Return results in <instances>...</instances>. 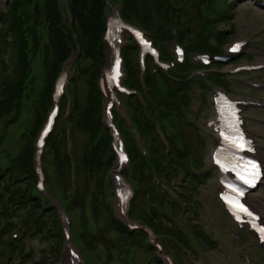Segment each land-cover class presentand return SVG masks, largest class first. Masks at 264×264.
I'll use <instances>...</instances> for the list:
<instances>
[{
    "label": "trees",
    "instance_id": "trees-1",
    "mask_svg": "<svg viewBox=\"0 0 264 264\" xmlns=\"http://www.w3.org/2000/svg\"><path fill=\"white\" fill-rule=\"evenodd\" d=\"M112 1L71 0L74 16V24L71 25L64 22L67 13L59 0H7L6 9L1 8L4 0H0V147L5 143L11 147L9 165L0 169V217L8 219L11 214L31 208L32 215L27 225L35 231V237L41 238L43 262L59 257L63 235L56 209L42 207L40 199L30 196V188L35 182L33 145L52 106L54 82L79 45L82 54L78 63L79 79L74 84L73 114L78 161L77 192L74 197L69 195L71 162L65 134L60 129L52 136L46 157L49 185L52 186V178L57 182L69 209L78 218L82 239L91 250L102 248L103 259L126 261L127 257L143 255L153 256L154 264H162L149 246L146 235H130L114 220L108 204L105 176L114 165V155L110 149L108 129L101 123L99 82L108 62L103 37L104 12L110 9ZM124 1L123 11L129 21L142 25L160 41L176 35L191 49H210L203 36L204 31L223 35L205 17V13L218 14L225 22L230 20L228 9L231 6H226V0ZM173 31L176 33L172 34ZM74 34L78 35V43ZM128 57L131 84L140 87L131 50ZM38 70L41 71L39 79L35 76ZM83 81L86 91L82 94L80 88ZM152 86L156 91L153 94L158 105L156 113L161 115L157 117L154 113V121L163 124L167 117L174 116L175 128L174 135L168 139L171 149L166 153L164 144L156 135L155 122L144 112H138L136 118L141 131L151 140L152 159L143 160L134 148L130 178L139 190L134 217L144 218L160 233L192 242L176 228L171 217L185 214L200 247L206 251L215 249L218 247L215 232L203 220L199 203L195 201L197 180L185 188L183 201L173 204L171 215L166 213L168 194L155 181L152 170L165 173L170 178L175 175L176 166L188 171L192 157L202 164L203 155L199 154V150L203 154L205 151L201 134L187 125L180 112L188 96L186 85L166 81V89L162 93L152 78ZM134 109L137 113L138 109ZM32 234L30 230L29 235ZM25 243L23 237L14 245V256L20 258ZM0 245V264H6L5 246L11 245L8 234H0ZM31 255L25 256L24 261L39 264ZM15 262L12 260L10 264Z\"/></svg>",
    "mask_w": 264,
    "mask_h": 264
},
{
    "label": "rangeland",
    "instance_id": "rangeland-1",
    "mask_svg": "<svg viewBox=\"0 0 264 264\" xmlns=\"http://www.w3.org/2000/svg\"><path fill=\"white\" fill-rule=\"evenodd\" d=\"M226 6L229 7L228 12L232 15L230 18V23L232 24L234 34L230 35V39H244L250 38L251 44L247 49L248 54L245 57L246 61H257L263 62L264 61V35H258L256 33L257 29L264 23V12L258 10L249 0H226ZM224 2V3H225ZM232 3V5H231ZM8 4L6 2H2L1 8H7ZM226 11V10H225ZM226 25H219V28L223 30ZM176 33L173 31L172 34ZM253 61V62H254ZM38 78V73H36ZM243 77H250L254 78L253 76H242L235 77V81L230 84L229 88L231 94L233 96H245L247 94V89L242 86ZM85 81L81 83L80 91L81 93H85L86 86L84 84ZM240 84V85H239ZM202 128V127H201ZM260 132L264 133V127H259ZM202 138V137H201ZM203 139V138H202ZM204 144L210 149L211 142L209 139L204 138ZM202 153V151H200ZM217 188L215 178L213 176L207 180V182L203 186H199L197 189L198 195L202 198L204 205L201 208L202 218L207 223V225H212L215 227V232L221 233L222 235L225 234V230L227 232L226 236H222L223 240H220L219 249L211 251L208 253L209 255V263L210 264H240V262L235 258V253L232 248H230L228 242L230 243V237L232 235V229L227 224L222 225L220 222L219 213L215 206L214 201V192ZM196 192V193H197ZM264 197V196H263ZM254 201L257 206H259L264 211V200L262 196L258 195L254 198ZM231 233L229 237L228 234ZM228 241V242H227ZM31 249L35 252L40 248L37 241H29L28 242ZM194 245V244H192ZM37 253H34L36 255ZM143 256V255H142ZM137 255L136 258L127 257L125 264H154V257H142ZM203 257V256H201ZM38 259V258H36ZM205 260V258H202ZM206 264L205 262H203Z\"/></svg>",
    "mask_w": 264,
    "mask_h": 264
},
{
    "label": "snow or ice",
    "instance_id": "snow-or-ice-1",
    "mask_svg": "<svg viewBox=\"0 0 264 264\" xmlns=\"http://www.w3.org/2000/svg\"><path fill=\"white\" fill-rule=\"evenodd\" d=\"M238 47V46H237Z\"/></svg>",
    "mask_w": 264,
    "mask_h": 264
}]
</instances>
